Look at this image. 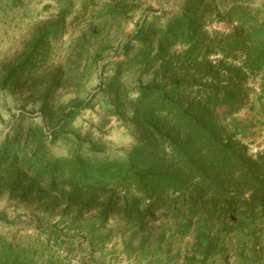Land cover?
<instances>
[{
	"label": "trees",
	"instance_id": "16d2710c",
	"mask_svg": "<svg viewBox=\"0 0 264 264\" xmlns=\"http://www.w3.org/2000/svg\"><path fill=\"white\" fill-rule=\"evenodd\" d=\"M230 21L237 22L230 33L206 30ZM258 23L238 0H192L161 29L139 25L122 49L128 57L133 43L144 45L133 62L143 66L141 78L147 80L125 92L124 100L120 74L107 87L115 94L109 113L132 124L133 145L118 157L89 143L87 154L57 159L47 156L42 130L21 129L12 142L0 144V179L10 177L9 189H21L22 198L46 196L43 182L51 195L59 185L68 187L67 194L59 192L66 209L78 206L79 216L96 208L102 224L118 214L142 229L154 212L165 209L177 217L182 207L200 209L219 221L217 231H207L205 252L213 254L222 235L264 211V150L250 155L225 125L241 110L250 80L260 78L264 100V32ZM30 60L7 72L2 85L22 76ZM88 105L71 106L61 127ZM20 179L28 181L25 187ZM59 203L52 198V205ZM31 259L0 239V264H32Z\"/></svg>",
	"mask_w": 264,
	"mask_h": 264
},
{
	"label": "rangeland",
	"instance_id": "374dc122",
	"mask_svg": "<svg viewBox=\"0 0 264 264\" xmlns=\"http://www.w3.org/2000/svg\"><path fill=\"white\" fill-rule=\"evenodd\" d=\"M238 1L251 10L264 32V0ZM191 2L0 0V144L6 140L12 142L21 129L37 128L46 136L44 143L49 157L62 159L75 153L87 154L85 146L89 143L100 145L103 154L121 157L133 145L134 127L128 120L122 122L110 115L115 94L107 90L108 84L120 74L119 83L125 88L121 91L124 100L125 92L133 89L140 79L147 80V76L141 78L143 66L133 62L143 53L144 45L133 43L128 57L122 48L139 25L145 29L152 25L161 29L178 18ZM236 24V21L216 22L206 30L227 34ZM156 48L154 43L153 50ZM24 59L31 60L22 76L2 85L5 74ZM129 62L133 63L129 65ZM259 79L249 81L241 110L225 122L250 155L264 150V100L260 96ZM128 98H135V94ZM88 102L86 109L61 127L71 106ZM29 152L30 149L26 154ZM12 182L10 177L0 179L1 241L13 245L20 253L27 252L32 264L77 262V256H84L86 261L82 262L89 264L87 261L93 252L90 228L98 209L78 216V206L67 210L59 194H67L68 187L59 185L57 193L51 195L48 182H43L41 190L46 196L39 198L38 194H33L22 198L21 189L15 192L9 189ZM27 182L20 179L23 187ZM54 197L60 200L59 205H52ZM153 214L142 228L147 236H160L157 241L153 239V247L165 246L169 243L166 236L185 231L194 244L196 237L208 230L212 234L219 224L200 209L189 207L180 208L177 217L165 209ZM114 216L119 218L120 215ZM252 217L235 231L260 234L255 235L253 241L256 247L264 248V211H255ZM238 222L241 224L244 219L239 218ZM243 237L245 241L247 236ZM178 239L180 237L174 236L170 241L174 243ZM244 249L238 245L233 255L247 257L249 252Z\"/></svg>",
	"mask_w": 264,
	"mask_h": 264
},
{
	"label": "crops",
	"instance_id": "0c3cea01",
	"mask_svg": "<svg viewBox=\"0 0 264 264\" xmlns=\"http://www.w3.org/2000/svg\"><path fill=\"white\" fill-rule=\"evenodd\" d=\"M96 213L90 228L93 252L87 261L89 264H264V248L256 247L253 241L255 235L260 234L252 231H234L222 235L216 251L207 255V232L196 237L194 244L190 243V234L186 231L179 235L171 233L169 237H165V240H169L168 244L153 247V239L157 241L160 236H147L136 221L128 222L120 216L116 218L112 215L102 224L99 211ZM174 236L180 239L172 243L170 239ZM243 236H247V242L243 241ZM238 245L245 247L244 252L248 250L247 257L233 255ZM78 257L77 262L62 260L58 263L84 264L82 260L86 261V258Z\"/></svg>",
	"mask_w": 264,
	"mask_h": 264
}]
</instances>
